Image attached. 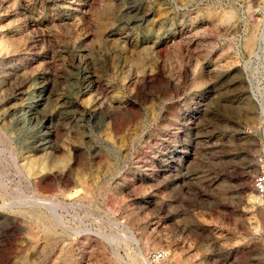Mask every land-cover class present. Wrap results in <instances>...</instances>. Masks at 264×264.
Returning a JSON list of instances; mask_svg holds the SVG:
<instances>
[{
	"label": "rangeland",
	"instance_id": "1",
	"mask_svg": "<svg viewBox=\"0 0 264 264\" xmlns=\"http://www.w3.org/2000/svg\"><path fill=\"white\" fill-rule=\"evenodd\" d=\"M258 172L264 0H0V264H264Z\"/></svg>",
	"mask_w": 264,
	"mask_h": 264
},
{
	"label": "built area",
	"instance_id": "2",
	"mask_svg": "<svg viewBox=\"0 0 264 264\" xmlns=\"http://www.w3.org/2000/svg\"><path fill=\"white\" fill-rule=\"evenodd\" d=\"M253 187L256 193L264 198V172H258L253 177ZM150 262L152 264H159L160 262H166V264H170L168 261V256L165 251L156 250L150 255Z\"/></svg>",
	"mask_w": 264,
	"mask_h": 264
},
{
	"label": "bare ground",
	"instance_id": "3",
	"mask_svg": "<svg viewBox=\"0 0 264 264\" xmlns=\"http://www.w3.org/2000/svg\"><path fill=\"white\" fill-rule=\"evenodd\" d=\"M251 41H252V40H251ZM251 41H250V42H251ZM250 42H249V39H248V42H247V47H246V48H247V50H251V48H250V47H251V45H252V44H250Z\"/></svg>",
	"mask_w": 264,
	"mask_h": 264
},
{
	"label": "water",
	"instance_id": "4",
	"mask_svg": "<svg viewBox=\"0 0 264 264\" xmlns=\"http://www.w3.org/2000/svg\"><path fill=\"white\" fill-rule=\"evenodd\" d=\"M253 96H254V94H253ZM254 99L256 100L255 96H254Z\"/></svg>",
	"mask_w": 264,
	"mask_h": 264
}]
</instances>
